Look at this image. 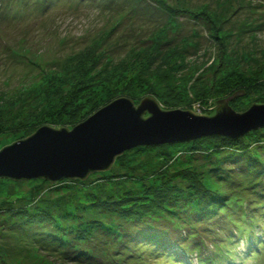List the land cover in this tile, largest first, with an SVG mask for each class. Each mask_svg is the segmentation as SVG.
I'll use <instances>...</instances> for the list:
<instances>
[{
  "label": "rangeland",
  "instance_id": "374dc122",
  "mask_svg": "<svg viewBox=\"0 0 264 264\" xmlns=\"http://www.w3.org/2000/svg\"><path fill=\"white\" fill-rule=\"evenodd\" d=\"M28 1L31 7L23 10L26 12L21 19L0 33V152L33 135L24 136L19 128L23 122L37 120L40 128L71 131L120 98L130 99L136 106L150 98L163 111H173L178 105L175 110L205 117L218 114L214 106L217 99L225 100L240 91L242 96L227 101V106L236 113L264 105V0H105L102 4L88 0L81 5L72 0H55L46 11L39 12L31 11L36 0ZM19 11L18 7L14 9V13ZM235 73L249 74L245 77L252 82L236 80ZM128 79L133 81L124 82ZM143 79L163 81L156 88H160L158 96L138 101L129 98L134 92L142 95ZM164 85L169 87L165 86L167 92L162 91ZM3 98L10 104L5 105ZM95 104L99 107L96 112ZM194 141L173 143L175 147L164 149L166 153L171 150L173 156H160L154 163L144 153L130 150L121 160L116 158L110 169L89 175L81 186L107 185V179L115 174H130L132 178H127L130 180H125V185L131 190L145 183L149 190L153 181L183 190L192 184V179L202 178L214 185L224 177L230 187H225V191L232 194L231 199L235 197L237 201L240 196L245 204L239 210L238 204L231 202L238 211L223 209L217 212L215 221L204 223L205 229L198 231L205 241L202 254L189 255L184 261L187 264H200L199 261L208 258L215 261L217 242L226 246L220 248L224 252L223 264H264V249L259 256L248 254L251 238L260 236L264 240V174L258 173L264 165V149L259 147L264 144L253 146L252 154L259 158L260 165L251 170L247 159L225 165L230 157L226 151L207 160L197 156L199 159L187 162L182 156L189 152ZM177 145L187 150L176 152L181 148ZM221 164L224 168L221 177L212 175L210 179L212 168H221ZM116 179L110 182L108 191L118 186L120 180ZM60 182L0 179V211L10 214L13 208L40 205L43 209L52 202L59 207L54 212L58 222L69 228L73 220L77 221L73 215L76 208L80 214L84 212L108 222L100 211L87 213L76 203L77 199L73 201L79 188L67 185L77 183L64 181L65 186ZM70 199L73 207L68 211L65 203ZM228 210L232 220L240 222L241 218V226L245 225L242 234L226 217ZM241 213L246 217H241ZM9 216L0 219V252L10 257L6 262L1 259L0 264H75L64 262L63 257L49 250L56 246L38 244L37 227L25 231L16 225L18 228L12 233L14 219ZM173 237L166 240L177 238ZM121 248L115 246V253H108L102 263L179 264L169 261V257L152 255L153 247ZM161 249L180 260V251L173 244Z\"/></svg>",
  "mask_w": 264,
  "mask_h": 264
},
{
  "label": "trees",
  "instance_id": "16d2710c",
  "mask_svg": "<svg viewBox=\"0 0 264 264\" xmlns=\"http://www.w3.org/2000/svg\"><path fill=\"white\" fill-rule=\"evenodd\" d=\"M52 1L55 0H36L34 3L35 6L33 7L34 10L31 11H46L47 8L51 6ZM72 1L81 5L88 0ZM91 1L102 4L105 0ZM17 7L20 9V11L19 13H14V9ZM30 7L31 6L28 0H2L0 3V33L11 25L17 23L21 19L20 16L26 12L23 10H26ZM82 62L85 63V61ZM248 75L249 74L243 76L242 73L240 75L235 73L234 76L236 77V80L238 79L248 82L251 81L249 78H247ZM260 78L261 76H259L258 79ZM131 81L133 80L128 79V81L124 82L131 83ZM161 82L163 83V81L152 82L143 79L141 81L142 85L140 87V93H142L144 96H138L134 92L133 95L135 94L136 96L132 95L129 98H136L138 101L148 96L155 97V95L159 94L158 90H160V88H156L160 87ZM165 86L169 88L167 85H164L162 89L163 92H167ZM214 90L218 91L217 89ZM196 96H199L198 93ZM246 97L247 96L244 98ZM114 99L115 98H113L111 101ZM1 100L5 103V105L10 104L8 103L7 98H3ZM217 101H220V99H217ZM168 104L170 103L167 101V105ZM95 105L96 112L99 107L97 108V104ZM176 106H174L173 110L179 107L178 105ZM78 107L80 108V106ZM23 123V126H20L19 128L23 130L22 132L24 133V136H26V134H34L37 129L40 128L38 127L37 120H34L32 123L29 121ZM257 144H264V129L235 139L219 135L202 138L196 142H191V145H189L191 146L189 152L185 146H180V148L178 145L177 146L180 149H177L176 152H180L182 149L187 150L185 156H182L187 160V162H190L193 159L197 160L200 157L202 159L206 158L207 160L208 158H211L212 155H224L226 152H228L230 157L226 159L228 161L225 160V165L227 163L233 164L239 162L240 160L245 161L247 159V161H249L248 169L251 168V170H253L254 165H260L259 158L256 157L255 154H252V148ZM175 146L176 145L173 144L169 146L164 145L163 147H138L136 148V152L144 153L151 158H148V161L154 163L157 162L155 160H157L160 156H173L174 153L170 152L171 150L166 153L164 149ZM259 149H264V145L260 146ZM155 151L160 152L154 153ZM212 152L213 154H211ZM243 152L245 153L243 154ZM246 152L248 153L247 155H245ZM128 153L130 152L127 151L122 156H119V160H121L122 157ZM242 155L244 156L240 157ZM197 156L199 158H197ZM165 162H167V160H165ZM214 162H211L212 166ZM216 163L217 165L220 164L218 162ZM223 164L219 165L221 168L215 170L212 168L211 173H209L210 179H212V175L215 178L221 177L220 173L224 171L222 166ZM258 173L264 174V165L263 167H259ZM97 174L98 173H92V175H90L96 176ZM239 174L240 173H235L236 176ZM229 175L230 174H228L227 178H229ZM116 178H118V181L120 180L118 186L112 188L111 192L108 191L110 182L113 183L114 180H117ZM127 178H132V176L130 174H115L114 176L110 177V179H107V185H99L98 183H95L91 188L89 185L81 186V183L86 181L87 178L86 180H63L60 182L64 183V181H66L67 183V181H69L72 183H77L70 185L65 183L63 184L70 188H72L71 185L79 188V190H75V193L73 194V201L76 202L77 199L76 203L82 205L87 213L90 210L100 211V215L107 217L108 222L86 216L84 212L80 214L79 208H76L73 215L76 216L77 221L73 220V225L69 228L65 226V224L58 222L54 212L55 209H58L59 207L53 205L52 202L43 209L41 208V205L39 208L26 206L13 208L10 214H6L5 210H1L0 219L3 216L8 217V215H10L9 219H14V222L11 220L12 233H14L15 229L18 228L16 225H19V228L21 227L25 231H29V228L31 230V226L35 228L37 227V229L40 231V235H38L39 242L37 243L42 247H45V245L56 246L57 248L49 247V250L55 251L56 254H59L61 257H63L62 259L64 262L67 260L75 264H103L104 261L102 260H104V257H106L108 253H115L114 249L117 245L121 246L122 250L127 248L130 249L132 247L137 248L142 245V247H153L154 250L151 251L152 255H160L163 259L169 257V261L172 260L174 263L176 261V263L179 264H187V261H184L185 257L192 254H202L205 241L202 239L201 233L198 231L200 229H205L203 228V224L206 222L212 223V221H215L218 217L217 212H221L223 209L225 210L231 208V210L234 209V211H238L237 208L233 206V204L230 205L231 202L237 203L239 210L242 208L240 205L245 204L242 202L243 199L240 196L237 201H235V197L233 200L231 199L232 194H228L225 191V187H228L226 185L228 182L224 177V179L219 178L220 180L214 185L206 183L207 180H202V178L197 179V181L192 179V184L183 190H180L175 186L165 187V185L162 183L159 184L153 181L149 190L146 188L147 183H145V185L141 184V188H135V191L129 189L125 185V180H130ZM228 189H230V187H228ZM234 190H237L236 193H238V189ZM75 194H77V196ZM233 196L235 195L233 194ZM66 202H68L65 204H68L67 208L68 211H70L69 209L73 207V203H71V199ZM227 213L228 214L226 217L235 223V225H237L242 234L245 231V225L241 226V218H239L240 222L232 220L229 216V210ZM239 215L244 218L246 217V215L243 213ZM70 216L71 213L68 215V217ZM248 223H251V221ZM183 230L188 233L178 232ZM173 236H176L177 238L172 241L166 240L168 237L169 239L171 237L174 239L175 237ZM98 239H100V241ZM228 239L231 238H227V240ZM248 240H250V238ZM263 241L264 240H262L260 236L251 238V247L248 248V254L251 253L255 256H259L260 254L262 255L264 249ZM172 244L177 248V250L180 251L179 253L181 254V258L178 261L176 260V255L171 253L169 254L164 250L162 251L161 249L167 248ZM215 246L217 248V251L213 253L216 258L215 261L208 258L207 260L199 261L200 264H223V261L225 260L221 258H223L222 256L224 252L221 251L220 248L225 249L226 246L217 242L215 243ZM256 246L258 248L253 249ZM109 249H111V252H109ZM45 251H47V249H45ZM226 253L231 255L228 253V251ZM5 255L3 252H0V260L2 259V261L6 262V259H9L10 256L8 257L7 254ZM217 258L219 259L217 260ZM262 262L264 263V260Z\"/></svg>",
  "mask_w": 264,
  "mask_h": 264
},
{
  "label": "water",
  "instance_id": "95a60500",
  "mask_svg": "<svg viewBox=\"0 0 264 264\" xmlns=\"http://www.w3.org/2000/svg\"><path fill=\"white\" fill-rule=\"evenodd\" d=\"M215 102L218 114L197 116L182 110L163 111L153 99L136 106L120 98L73 130L42 127L0 152V179L85 180L104 172L117 157L138 147L190 142L210 136L240 138L264 128V105L243 113L227 106L235 96ZM145 115H149L144 118Z\"/></svg>",
  "mask_w": 264,
  "mask_h": 264
}]
</instances>
